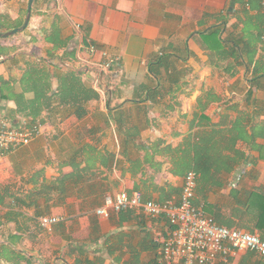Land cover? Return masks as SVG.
Returning a JSON list of instances; mask_svg holds the SVG:
<instances>
[{"label":"crops","instance_id":"obj_1","mask_svg":"<svg viewBox=\"0 0 264 264\" xmlns=\"http://www.w3.org/2000/svg\"><path fill=\"white\" fill-rule=\"evenodd\" d=\"M28 6L29 0H0V17H6L1 21L21 27ZM263 34L259 0H34L28 27L0 37V123L30 126L33 110L44 123L38 138L0 159V242L20 235L17 247L33 254L37 264H76L85 256L90 264H130L127 246L117 250L112 235L137 232V225L119 227L116 218L99 215L98 231L91 234L89 214L81 212L95 210L85 209L79 197L137 191L142 180L152 183L155 197V185L182 191L185 175L174 176L166 156L156 158L163 163L159 172L146 167V176L133 175L123 150L137 125L135 142L141 145L163 139L177 146L190 135L199 141L218 132L211 141L228 146L225 156L241 164L228 178L264 190ZM104 53L115 59L108 71L101 66ZM68 70L82 71L100 94L80 119L54 96L49 107L36 102L55 93L58 75ZM29 73L30 82L49 78L42 96L37 95L44 86L36 93L24 85ZM87 162L92 170L79 182L67 181L74 165ZM231 189L214 190L207 202ZM46 204V215L65 219L63 231L59 224L36 230V209ZM148 220L155 237L166 235L162 219ZM149 258L142 253L140 263ZM259 261L264 257L241 251L222 264Z\"/></svg>","mask_w":264,"mask_h":264},{"label":"trees","instance_id":"obj_2","mask_svg":"<svg viewBox=\"0 0 264 264\" xmlns=\"http://www.w3.org/2000/svg\"><path fill=\"white\" fill-rule=\"evenodd\" d=\"M0 18H6L2 16ZM17 26L8 24L0 19V32L10 31ZM230 70V69H229ZM237 69H233L229 72V76H233ZM29 73L25 76L23 81L27 89H34L38 93L40 87L44 86V89L39 91L38 97L42 96L45 89H49L51 82L49 78L34 79L30 82ZM59 86L55 93H53L48 99L45 96L43 100L38 99L36 102L38 105L50 106L55 100L63 107H71L72 113L79 119L87 114V104L91 100H97L100 97L99 91L88 84L83 79V72L79 70H68L58 75ZM158 87L156 90H159ZM46 101V102H45ZM48 101V102H47ZM33 122L40 120L38 110L32 111ZM44 124V123H43ZM140 126L137 125L136 131H131L128 134L127 147L124 148L123 153L127 156L131 162L132 173L136 177L142 174V177L146 176V167L153 171V174L159 172L162 168V162H157L156 158L168 157L171 163V173L176 177H182L188 171L194 170L198 175V200L197 203L205 201V209L207 213L214 218V220L228 227H240L247 228L251 232L259 230L264 237V190L258 188L246 189L239 186V179L234 178L230 180L228 178L236 166L241 165L236 162L233 157L225 156L228 146L220 147L217 142H212L211 139L218 134L213 132L209 136H205L204 139L199 136V141H192L193 136L183 141L177 146L167 144L163 139H157L154 142L144 143L143 145L135 142L136 136ZM232 134V133H231ZM223 135L228 136L227 132ZM241 139L244 138L243 133H239ZM231 141L235 138L231 135ZM246 139V138H245ZM202 140V141H201ZM85 148L84 151H86ZM143 154V157L133 158V153ZM237 155L242 156L241 151H235ZM74 173L67 180L74 179L75 182H79L83 178L82 173H87L88 170H92V165L88 162L86 165L78 163L74 165ZM143 169V171H141ZM242 175V174H241ZM61 184H65V181ZM232 186V189L228 195L222 194L215 202H207L209 195L214 190L222 191L227 186ZM152 183L143 181L137 182L136 190L140 191L146 200L167 201L171 199L179 200L181 189L178 187L170 188L167 184L158 186L155 185L154 189L159 192L155 197L151 192ZM150 188V189H149ZM149 189V190H148ZM155 191V190H154ZM107 196H81L82 204L85 209L90 208L95 210L94 212H81V214H89V218L93 224L92 233H96L98 226V214L96 210L104 204ZM66 198V197H65ZM14 202L20 199L13 198ZM38 204V203H36ZM13 209V207H11ZM11 209V210H12ZM49 211L48 204L45 206V210L36 209L35 218L39 220L40 217L46 215ZM90 212V213H89ZM109 218H116L119 227H123L125 223H133V226L137 225V232L134 230L124 231L119 230L112 235L116 239L115 248L123 249V246H127V252L130 254V264H141L140 258L142 253H147L149 259L143 264H166L163 260L162 244L157 237L154 236L152 226L148 225L149 220L143 213L137 212L135 209H125L120 212H112ZM64 220L61 219L56 225H61L62 231L65 229ZM36 225V230L41 229L40 221ZM53 228H55V226ZM90 234V235H91ZM136 234L140 235L138 241H133ZM92 236V235H91ZM101 237V235H100ZM99 236L93 238V242L97 241ZM22 239L20 235H12L8 241L0 242V264H37L36 257L30 252L17 247L19 240ZM113 248L110 249L112 251ZM115 249V250H116ZM76 251L84 253L83 249L76 248ZM111 253V252H110ZM250 254V253H249ZM76 264H90L88 256H85L83 260H78ZM258 264H264V261H259Z\"/></svg>","mask_w":264,"mask_h":264},{"label":"built area","instance_id":"obj_3","mask_svg":"<svg viewBox=\"0 0 264 264\" xmlns=\"http://www.w3.org/2000/svg\"><path fill=\"white\" fill-rule=\"evenodd\" d=\"M259 1L264 10V0ZM95 51V46H90V52ZM104 56L106 59L102 62V70L108 71L115 59L107 53ZM43 125L37 121L30 126L16 127L7 120L2 121L0 159L38 138L43 132ZM197 188L198 175L190 170L184 176L178 201L146 200L140 191L123 190L114 196H107L96 213L109 218L112 212L135 209L147 219H162L167 225V232L166 235L158 236V239L166 264L228 263L241 251H253L264 257V237L259 232L217 223L207 213L205 203H197ZM60 220L57 215H45L40 218V225L51 230Z\"/></svg>","mask_w":264,"mask_h":264},{"label":"water","instance_id":"obj_4","mask_svg":"<svg viewBox=\"0 0 264 264\" xmlns=\"http://www.w3.org/2000/svg\"><path fill=\"white\" fill-rule=\"evenodd\" d=\"M33 2L34 0H29L28 11H27L26 18H25L23 25L21 27H16L10 31L0 32V37H8V36L14 35L16 33L23 31L25 28L28 27L30 19H31V15H32Z\"/></svg>","mask_w":264,"mask_h":264},{"label":"rangeland","instance_id":"obj_5","mask_svg":"<svg viewBox=\"0 0 264 264\" xmlns=\"http://www.w3.org/2000/svg\"><path fill=\"white\" fill-rule=\"evenodd\" d=\"M107 73V72H106ZM104 75H105V73H104ZM44 253H46V251H44ZM52 255V254H51Z\"/></svg>","mask_w":264,"mask_h":264}]
</instances>
